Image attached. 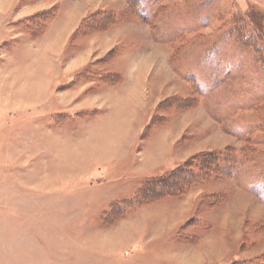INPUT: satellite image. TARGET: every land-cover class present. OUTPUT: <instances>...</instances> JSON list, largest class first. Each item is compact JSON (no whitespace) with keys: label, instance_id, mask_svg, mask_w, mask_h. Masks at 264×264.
Returning <instances> with one entry per match:
<instances>
[{"label":"rangeland","instance_id":"obj_1","mask_svg":"<svg viewBox=\"0 0 264 264\" xmlns=\"http://www.w3.org/2000/svg\"><path fill=\"white\" fill-rule=\"evenodd\" d=\"M127 1L0 0V264H264L246 3ZM199 157L181 196L143 188Z\"/></svg>","mask_w":264,"mask_h":264},{"label":"trees","instance_id":"obj_2","mask_svg":"<svg viewBox=\"0 0 264 264\" xmlns=\"http://www.w3.org/2000/svg\"><path fill=\"white\" fill-rule=\"evenodd\" d=\"M243 2L246 3V9L243 12L236 9L231 14L232 30L229 35L243 48L252 50L257 63L264 64V15L248 0ZM127 3L130 8H139L141 1L128 0ZM203 162V158H195L163 176L150 178L145 181L143 188H148L149 194L159 189L163 197L181 196L185 188L201 181V175L208 170Z\"/></svg>","mask_w":264,"mask_h":264},{"label":"crops","instance_id":"obj_3","mask_svg":"<svg viewBox=\"0 0 264 264\" xmlns=\"http://www.w3.org/2000/svg\"><path fill=\"white\" fill-rule=\"evenodd\" d=\"M75 29L77 30V26L73 29V31H75ZM79 74V73H78ZM73 82V81H72Z\"/></svg>","mask_w":264,"mask_h":264}]
</instances>
